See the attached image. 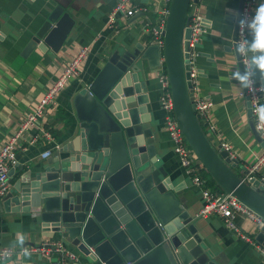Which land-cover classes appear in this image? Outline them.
I'll return each mask as SVG.
<instances>
[{"label": "water", "instance_id": "95a60500", "mask_svg": "<svg viewBox=\"0 0 264 264\" xmlns=\"http://www.w3.org/2000/svg\"><path fill=\"white\" fill-rule=\"evenodd\" d=\"M77 2L53 0L26 52L47 47L58 52L75 23L71 9L77 10ZM196 2L170 0L166 17L162 54L174 115L220 192L234 196L264 220V181L241 177L235 171L239 161L212 146L194 112L185 39L190 33L188 11ZM242 3L239 0L233 19L232 48L246 91L236 44ZM159 56L155 44L145 50L140 44L112 50L93 80L73 96L77 121L73 139L43 164L20 168L13 183L14 168L9 170L10 188L0 198L2 212L28 214L36 232L59 234L89 264H219L198 229L201 216L186 210L176 195L174 176L159 165L161 131L150 121L146 80L141 79L148 75L146 69L160 66ZM250 123L261 141L253 119ZM252 238L264 245V224Z\"/></svg>", "mask_w": 264, "mask_h": 264}, {"label": "crops", "instance_id": "0c3cea01", "mask_svg": "<svg viewBox=\"0 0 264 264\" xmlns=\"http://www.w3.org/2000/svg\"><path fill=\"white\" fill-rule=\"evenodd\" d=\"M116 1L78 0L77 10L71 9L75 23L58 52L51 51L49 47L44 48V51L35 48L26 52L28 41L46 20L53 0H0V147L33 112L66 65L86 47V53L78 66V75L70 77L56 95L54 102L46 107L41 118L22 131L16 148L17 162L13 167L12 183L20 168L28 170L36 164H43L50 154L59 150L56 145L62 148L73 139L77 132L73 96L93 80L112 50L123 45L132 49L136 44H140L142 50H145L152 44L144 22L156 21L162 1L133 0L137 6L147 7V11L129 17L119 14L112 25H107V14ZM194 4L193 10L195 8L197 14L208 22L207 32L200 36L197 44L195 92L212 100L214 104L205 121L201 123L203 130L215 149H220L221 142L231 146L235 158L239 161L235 171L240 173L241 177H255L264 181V161L256 170L248 169L263 153L264 142L254 135L248 100L242 88L232 48L233 19L237 16L239 0H197ZM262 32L264 0H258L254 16L247 26V52L253 65L255 82L264 86V58L261 54L264 35H260ZM143 64L147 65L146 60ZM159 68L158 65L153 69H146L148 75H141V79L146 80L144 91L148 98L150 121L153 125L157 124L161 131V144L157 145L161 158L159 165L174 176L173 183L179 189L176 195L182 200L186 210L198 216L202 206L200 190L185 174L173 152L169 136L163 129L166 112L161 108L159 101ZM260 104L264 109V94ZM42 129L51 133V140L38 135ZM34 136L36 140L32 142ZM60 155L66 156L67 153L61 152ZM201 171L206 185L213 192H220L215 181L209 178L207 170L203 167ZM242 171H248V174H241ZM197 224L207 249L217 263L264 264V257L257 248L256 241L251 243L232 233L220 217H199ZM237 224L244 233L253 237L257 229L253 221L240 217ZM52 239L63 240L78 256L77 261L68 260L66 264H89L87 258L59 234L53 233L52 237H48L36 232L28 214L2 212L0 207V246L18 249L23 245H37ZM57 259V255L42 257L37 253H16L6 260H0V264H55Z\"/></svg>", "mask_w": 264, "mask_h": 264}, {"label": "built area", "instance_id": "2783aa9c", "mask_svg": "<svg viewBox=\"0 0 264 264\" xmlns=\"http://www.w3.org/2000/svg\"><path fill=\"white\" fill-rule=\"evenodd\" d=\"M161 9L158 12L159 15L154 23L149 20L144 22V28L148 35L151 37V43L158 46L160 50V68L157 73L158 81L161 87V93L159 97L161 108L166 112L164 117L163 129L167 132L169 140L173 146V152L177 156L181 166L184 169L185 174L191 179L194 186L199 188L202 206L199 210L198 216H218L223 220L225 227L235 233L242 239L255 243V241L246 233H244L237 224V219L247 218L256 224V227L264 224V220L256 213L251 211L248 207L242 204L234 196L230 194H224L222 192H213L207 185L206 180L202 174V164L195 155L187 143L179 124L174 115L173 99L171 95L170 84L167 77V72L164 67V57L162 49L164 46V30L166 24V17L169 10L170 0H161ZM258 0H243L240 22L238 25L236 44L238 46L240 61L244 68V76L246 79L247 89L245 91L246 97H248L251 106L252 119L254 128L258 132L262 141L264 142V109L261 107L262 93H264V86L258 85L255 82L253 73V65L247 52V26L249 21L254 16V8ZM191 7V5H190ZM147 7L137 6L133 0H117L112 9L107 14V25H112L117 15H123L129 17L135 13H145ZM193 12H188V24L190 29L189 37L186 38L188 42V59L190 63V77L193 88V106L195 115L202 123L207 118L208 112L213 107V102L210 99L203 98L195 92V78L197 70L195 66L197 57V44L200 36L207 32L208 22L201 18L196 9ZM262 37L264 32L260 34ZM86 53V47L82 48L80 52L66 65L61 74L54 79L51 86L46 90L43 98L39 101L33 112L30 113L27 118L23 120V123L12 133L0 147V198L5 195L9 190V170L13 168L17 162L16 148L21 139V133L29 125H33L39 118L45 113L46 107L51 105L56 95L64 88L70 77L78 75V66L81 59ZM262 57L264 58V43L261 49ZM205 121V120H204ZM38 135L51 140V133L47 130H39ZM32 139V142L36 140ZM58 148L59 146L56 145ZM220 149L228 152L230 158H235V154L232 151L231 146L226 142L220 143ZM264 161V151L258 156L253 164L249 166V171L256 170ZM256 246L260 253L264 257V245L257 243ZM24 253H37L42 257H50L51 255H57L58 259L55 264H66V261H77L78 256L71 251L66 243L61 239H52L42 242L37 245H23L16 249L8 246H0V260H6L13 254Z\"/></svg>", "mask_w": 264, "mask_h": 264}, {"label": "rangeland", "instance_id": "374dc122", "mask_svg": "<svg viewBox=\"0 0 264 264\" xmlns=\"http://www.w3.org/2000/svg\"><path fill=\"white\" fill-rule=\"evenodd\" d=\"M193 5H195V4H194V3H191V7L189 8V11H190V12H192V10H193V8H192ZM189 11H188V12H189ZM208 176H209V178H210V175H208ZM213 188H214V187H213ZM218 191H219V190H218Z\"/></svg>", "mask_w": 264, "mask_h": 264}, {"label": "trees", "instance_id": "16d2710c", "mask_svg": "<svg viewBox=\"0 0 264 264\" xmlns=\"http://www.w3.org/2000/svg\"><path fill=\"white\" fill-rule=\"evenodd\" d=\"M204 128V127H203ZM217 190H219L218 188H217Z\"/></svg>", "mask_w": 264, "mask_h": 264}]
</instances>
